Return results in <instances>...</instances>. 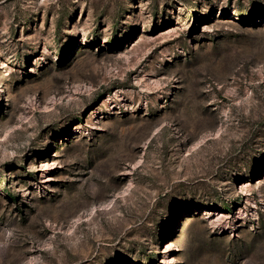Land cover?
I'll use <instances>...</instances> for the list:
<instances>
[{"label":"rangeland","instance_id":"obj_1","mask_svg":"<svg viewBox=\"0 0 264 264\" xmlns=\"http://www.w3.org/2000/svg\"><path fill=\"white\" fill-rule=\"evenodd\" d=\"M0 264H264V0H0Z\"/></svg>","mask_w":264,"mask_h":264}]
</instances>
